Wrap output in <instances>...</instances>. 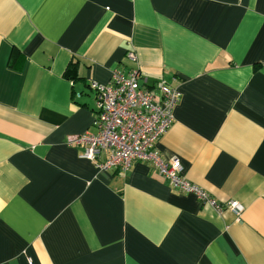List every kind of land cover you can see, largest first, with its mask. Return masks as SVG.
<instances>
[{"label": "crops", "instance_id": "crops-1", "mask_svg": "<svg viewBox=\"0 0 264 264\" xmlns=\"http://www.w3.org/2000/svg\"><path fill=\"white\" fill-rule=\"evenodd\" d=\"M116 67L181 91L160 155L240 214L68 144ZM0 264H264V0H0Z\"/></svg>", "mask_w": 264, "mask_h": 264}, {"label": "built area", "instance_id": "built-area-1", "mask_svg": "<svg viewBox=\"0 0 264 264\" xmlns=\"http://www.w3.org/2000/svg\"><path fill=\"white\" fill-rule=\"evenodd\" d=\"M88 85L95 96L94 131L72 135L67 140L68 144L81 147L82 158L92 161L100 170L126 171L136 160L150 162L172 188L192 193L218 211L226 206L241 213L244 206L240 202H219L182 174L179 159H164L160 155L157 143L171 127L174 109L181 98L177 87L163 80L149 85L137 70L117 67L111 71L108 82L89 81Z\"/></svg>", "mask_w": 264, "mask_h": 264}]
</instances>
